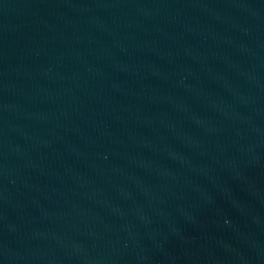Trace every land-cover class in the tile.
Masks as SVG:
<instances>
[{"label":"water","instance_id":"water-1","mask_svg":"<svg viewBox=\"0 0 264 264\" xmlns=\"http://www.w3.org/2000/svg\"><path fill=\"white\" fill-rule=\"evenodd\" d=\"M0 264H264V0H0Z\"/></svg>","mask_w":264,"mask_h":264}]
</instances>
